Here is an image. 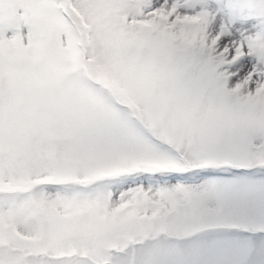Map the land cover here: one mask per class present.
Instances as JSON below:
<instances>
[{"label": "snow or ice", "instance_id": "1", "mask_svg": "<svg viewBox=\"0 0 264 264\" xmlns=\"http://www.w3.org/2000/svg\"><path fill=\"white\" fill-rule=\"evenodd\" d=\"M0 264H264V0H0Z\"/></svg>", "mask_w": 264, "mask_h": 264}]
</instances>
